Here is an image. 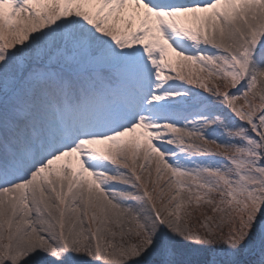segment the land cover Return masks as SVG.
I'll return each instance as SVG.
<instances>
[{"label": "snow or ice", "instance_id": "obj_1", "mask_svg": "<svg viewBox=\"0 0 264 264\" xmlns=\"http://www.w3.org/2000/svg\"><path fill=\"white\" fill-rule=\"evenodd\" d=\"M0 264H264V0H0Z\"/></svg>", "mask_w": 264, "mask_h": 264}, {"label": "rangeland", "instance_id": "obj_2", "mask_svg": "<svg viewBox=\"0 0 264 264\" xmlns=\"http://www.w3.org/2000/svg\"><path fill=\"white\" fill-rule=\"evenodd\" d=\"M150 167H151L152 169H154V168H155V164H154V163L151 164ZM145 175H147V172H145ZM150 186H151V185H150ZM157 206H159V205H157ZM193 223H194L197 227H199V224H200L199 218H198L196 221H193ZM226 231H227V228H225V232H226Z\"/></svg>", "mask_w": 264, "mask_h": 264}]
</instances>
